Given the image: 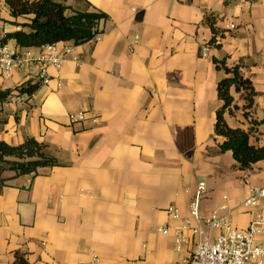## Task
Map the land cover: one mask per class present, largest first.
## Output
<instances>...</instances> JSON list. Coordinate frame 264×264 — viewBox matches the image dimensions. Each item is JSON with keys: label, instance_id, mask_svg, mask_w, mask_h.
I'll use <instances>...</instances> for the list:
<instances>
[{"label": "crops", "instance_id": "obj_1", "mask_svg": "<svg viewBox=\"0 0 264 264\" xmlns=\"http://www.w3.org/2000/svg\"><path fill=\"white\" fill-rule=\"evenodd\" d=\"M61 1L107 17L97 39L76 45L79 62L50 67L48 84L23 103L3 105L0 139L18 145L35 137L58 164L37 174L2 173L10 179L0 190V264H12L16 253L31 264H78L93 254L100 264L185 260L196 236L177 229L182 220L168 207L189 216L200 182L204 213L224 203L240 229L264 215V198L243 204L251 185L264 187V159L240 169L215 133L225 72L214 61L239 65L251 80L250 113L243 110L246 89L233 87L238 108L226 119L231 127L254 126L251 143H263L264 0ZM0 17L13 32L32 16L16 18L0 0ZM208 17L223 33L219 48L209 43ZM24 80L16 73L0 87ZM78 113L84 119L72 123Z\"/></svg>", "mask_w": 264, "mask_h": 264}, {"label": "trees", "instance_id": "obj_2", "mask_svg": "<svg viewBox=\"0 0 264 264\" xmlns=\"http://www.w3.org/2000/svg\"><path fill=\"white\" fill-rule=\"evenodd\" d=\"M9 6L11 15H31L29 22L22 23L23 28L9 32L6 40L23 46H41L57 41H73L80 45L93 40L101 33L100 22L107 15L99 10L80 11L61 0H4ZM213 37L210 44L214 47H221L223 33L215 27V19L207 18ZM17 24L16 21L12 22ZM218 68H222L225 76L218 83V95L223 104L217 111L215 133L224 137L220 144L221 151L231 150L240 169H251L253 164L264 159V142L251 143L253 127L245 129L242 127H231L226 119L227 114H233L238 106L234 102L231 89H246L243 110L245 115L254 104V89L249 78H245L239 65L228 66L226 60L214 59ZM41 86V82L34 79H27L17 84L13 89L18 93L26 95L29 99ZM12 88L0 87V113L3 105L12 94ZM252 124H254V121ZM58 164V159L48 150V144L40 142L35 137H26L23 143L13 145L0 139V190L6 184V178L2 176L5 170L14 172V176L37 174L39 168ZM12 264H31L24 254L16 253Z\"/></svg>", "mask_w": 264, "mask_h": 264}, {"label": "built area", "instance_id": "obj_3", "mask_svg": "<svg viewBox=\"0 0 264 264\" xmlns=\"http://www.w3.org/2000/svg\"><path fill=\"white\" fill-rule=\"evenodd\" d=\"M235 26L228 25L229 28ZM8 33L0 17V80L11 79L16 73L21 72L24 78L48 84L52 79L50 67L60 69L68 60L76 62L80 60L73 41L23 47L7 41ZM98 37L99 35L94 39ZM25 99L26 95L11 94L5 103L18 104L23 103ZM84 117V113H78L71 114L69 119L73 123ZM205 191L206 183L200 182L195 197L190 202L187 217L182 218L179 206L172 204L168 207V212L174 219L182 220L177 229L190 231L196 236L191 256L175 264H264V242L258 241L259 237H264V215L258 213L247 229L237 228L233 225L232 210L226 204L223 203L207 213L201 210L200 200ZM262 198L264 187L251 185L250 195L243 204L248 207L256 206ZM157 230L163 234L170 232L168 226H158ZM215 230H218V233H214ZM100 261V257L93 254L90 260L78 264H100Z\"/></svg>", "mask_w": 264, "mask_h": 264}, {"label": "rangeland", "instance_id": "obj_4", "mask_svg": "<svg viewBox=\"0 0 264 264\" xmlns=\"http://www.w3.org/2000/svg\"><path fill=\"white\" fill-rule=\"evenodd\" d=\"M253 120V119H252ZM254 122H257V121H255V120H253ZM252 122V121H251ZM257 124H258V122H257ZM255 125H256V123H255ZM253 128H254V126H252Z\"/></svg>", "mask_w": 264, "mask_h": 264}]
</instances>
